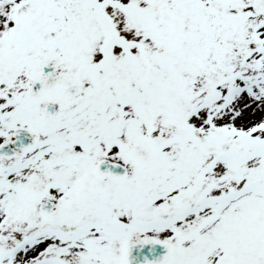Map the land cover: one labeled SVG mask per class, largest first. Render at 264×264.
Listing matches in <instances>:
<instances>
[{
	"label": "snow or ice",
	"instance_id": "1",
	"mask_svg": "<svg viewBox=\"0 0 264 264\" xmlns=\"http://www.w3.org/2000/svg\"><path fill=\"white\" fill-rule=\"evenodd\" d=\"M0 264H264V0H0Z\"/></svg>",
	"mask_w": 264,
	"mask_h": 264
}]
</instances>
